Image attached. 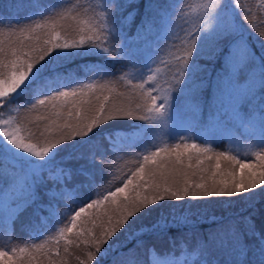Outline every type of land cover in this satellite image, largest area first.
Returning a JSON list of instances; mask_svg holds the SVG:
<instances>
[{
    "label": "snow or ice",
    "instance_id": "1",
    "mask_svg": "<svg viewBox=\"0 0 264 264\" xmlns=\"http://www.w3.org/2000/svg\"><path fill=\"white\" fill-rule=\"evenodd\" d=\"M130 4L131 0H125L124 4L107 0L101 11L87 15L86 19L79 14L70 15L72 8H67L46 16L42 22L19 27L18 31L6 32L0 27V177L4 178L0 185V228H11L22 213L32 208L33 215L39 218L34 231L40 235V229L46 228L49 220L59 217L57 203L83 188H91L109 160L124 151L123 138L146 137L158 124L173 119L174 92L189 97L194 115H199L203 111L201 94L210 89L209 124L242 129L257 149L253 155L258 163L226 152L210 154V146L195 142L156 147L143 155L122 186L90 199L73 212L70 224L60 227L51 237L57 242L55 249L46 248L45 244H33L31 249L0 246V264H69L68 258L72 256L69 245L76 246L78 264H184L185 261L217 264L208 259L216 251L225 253L230 258L229 264H245L250 252L259 255L257 264H264V226L258 229L247 216L243 218V230L235 223L226 225L210 233L195 251L184 252L180 257L160 254L155 245H146L138 238L144 229L140 233L129 231L145 211L152 212L153 206L158 218L147 231H163L189 222L193 214L186 206L189 200L233 197L264 187V55H256L237 22L238 16L247 21L253 10L239 0H206L200 5L202 18L199 25L186 30L183 55L177 58L172 84L163 90L158 84L146 88L150 82L155 83L156 75H149L146 80L141 76L142 82L134 85L139 91L129 97V103L143 101L135 103V110L143 114L133 117L132 110L115 102L116 97L104 94L111 91L105 85L82 82L71 73H62L58 67L69 59L95 57L100 61L98 64L79 68L85 73L109 75L108 62L124 60L133 67L139 63L141 69L151 71L154 56L151 50L161 35L159 6L156 0H146L136 31L129 34L126 29L134 12L119 20L115 13ZM259 7L264 9V0ZM69 20L75 24H67ZM71 32H76L79 39L68 38ZM258 35L264 49V32ZM164 38H168L167 32ZM112 40L119 41L116 55L111 54ZM140 56L143 62L138 61ZM201 57L213 63L214 75L199 63ZM30 88L43 98L30 102L23 117L14 115L16 109L12 105ZM33 111L38 113L34 119ZM126 119L149 124H132V131L106 136L107 144L93 140L101 125ZM35 121H47V130L54 132L42 144L31 143V134L23 135L30 133L29 125ZM77 138L88 144L87 152L61 155L63 148ZM179 139L182 141L184 137ZM69 160L75 164L69 166L66 163ZM212 160L215 163H206ZM221 161L229 162L230 166L222 167ZM20 162L23 163L18 167ZM75 178L81 180L70 184ZM41 187L45 189L46 202L38 193ZM42 211L49 215L42 216ZM78 222L92 227L74 232ZM122 230L135 239L133 246L120 241L118 233ZM69 234L76 239H69ZM61 240L65 245L62 252ZM77 241L85 247L81 248Z\"/></svg>",
    "mask_w": 264,
    "mask_h": 264
},
{
    "label": "trees",
    "instance_id": "2",
    "mask_svg": "<svg viewBox=\"0 0 264 264\" xmlns=\"http://www.w3.org/2000/svg\"><path fill=\"white\" fill-rule=\"evenodd\" d=\"M106 2L107 0H0V21L3 22L0 24V27L6 32L12 30L18 31L19 27L35 23L36 21L42 22L46 16L55 15L57 11L67 8H72L70 15L79 14L80 18L86 19L87 15L101 11L103 4ZM116 2L124 4L125 0H116ZM205 2L206 0H156L159 6L157 20L161 22V35L158 42L153 45L151 51L157 59H165L168 52L184 47L183 38L186 30H192L194 25H199L203 12L200 5ZM239 2L251 8L254 12V15L253 12L249 13L247 21L239 16L237 17V22L243 28V35L247 37L249 44L257 56L264 55V49L260 47L262 37L258 35L259 32H264V12L255 5L257 2H261V0H239ZM145 3L146 0H131L130 5L116 11L117 20L122 16L126 17L129 12H134L131 25L126 29L129 34L135 33L136 25L144 14ZM33 4L37 5V7H33ZM66 23L75 24L71 20L66 21ZM10 24L11 28H9ZM253 25L254 28L252 27ZM166 32L168 33L167 39L164 38ZM68 38L79 39V35L76 32H71ZM118 44V40L110 42L109 46L113 50L111 54H118ZM138 61L143 62V58L141 59L140 56ZM99 62L95 57H77L62 62L58 67L62 73H71L82 82L94 81L97 86L105 85L111 91L104 94L116 97L115 102L125 105L132 110L133 117L142 115L143 113L135 110V103H142L143 101L137 99L135 102L129 103V97L139 91L134 88V85L142 82L139 76L145 69H141L139 63L136 67H133L124 60L109 61L107 65L109 75H104L103 72L85 73L79 68V66L84 64L95 65ZM199 63L207 67L208 73L215 74L213 63L210 60L201 57ZM133 69L138 70L134 76H132ZM176 71L173 73H176ZM204 75H207V73ZM164 78L162 82L163 87H169L172 81L167 77ZM73 86L76 85L73 84ZM145 87L147 88L149 85ZM209 95L210 89H205L200 97L203 111L199 115H194L191 99L174 92V105L177 111L180 115L188 117V123H186L184 130L175 131L171 126L162 128L160 126L158 129L159 133L154 137L151 135L155 134V131L148 133L146 137L136 140L130 137L123 138L121 143L124 145V151L109 160L104 173L97 175L95 184L91 188H83L81 192L75 194L73 197H65L60 200L56 205V212L59 214V217L49 220L47 227L40 229V235H37L34 231L36 225L39 224V218L34 216L33 209L29 208L20 215L11 228H0V246L7 248L13 246L17 248L27 247L31 249L33 244H45L46 248L55 249L57 242L51 237L55 235L60 227L70 224V217L78 207L90 202V199L99 198L109 191H114L116 187L122 186L124 179L131 174V171L135 170L144 154L155 150L156 147H163L165 144L171 146V144L176 142H195L201 144V146H210L212 149V153L210 154L226 152L246 162L258 163L253 155V152L257 149L253 146V141L248 137V134L244 133L242 129H225L209 124L207 107ZM37 98H43V96H36L31 88L26 90L12 105L16 109V112L13 114L23 117L25 115V107H30V102L34 103ZM37 115L36 111L31 113L33 119ZM132 124H145L147 126L149 122L139 119L108 121L106 125H101V128L97 130L93 140H98L101 144H107L106 136L119 131H132L133 129L130 127ZM46 125L47 121H35L29 125L30 133L26 132L23 135L28 136L31 134V143L42 144L46 139L54 135L53 131L47 130ZM180 136H183L184 140L181 141L179 139ZM88 147V144L81 143L80 138H77L63 148L61 155L69 152H87ZM22 163L20 162L18 167ZM66 163L71 166L75 164V161L69 160ZM206 163H215V160ZM221 164L222 167L230 166L227 161H221ZM233 167L238 169V165H234ZM80 180L81 178H75L69 183L75 185ZM3 182L4 178L0 177V185ZM44 191L43 187L38 189L42 200L46 202L47 197L44 196ZM186 206H189L193 213L189 216L188 223L174 225L170 229L163 231L149 232L147 229L158 218L157 209L153 206L152 212L148 213L145 211L143 216L134 221L129 231L140 233L141 229H144L145 231L138 238L143 239L146 245H155L157 252L160 254L172 253L180 257L184 252L195 251L199 243L205 240L210 233H214L226 225L235 223L243 230V218L246 216L251 217L258 229L264 226V187L254 190L253 193H242L233 197H213L208 201L189 200L186 202ZM41 215L48 216L49 214L46 211H42ZM211 217H215V220H212ZM81 227H92V225H80L78 222V227L74 232L79 231ZM94 231H98V229H94ZM118 236L120 241L129 247L133 246L136 242L124 230L118 233ZM69 239L75 240L76 237L73 234H69ZM113 239L115 240L116 238L114 237ZM77 244L81 248L85 247L81 241H77ZM59 245V250L62 252L65 246L64 241H59ZM68 247L70 252H72V256L68 258L69 264H78L75 260V255L77 254L76 246L69 245ZM252 247L255 250L254 243ZM108 259L109 261L111 260V255ZM208 259L216 261L217 264H229L230 260L225 253L220 251L214 252ZM258 259H260L258 254L253 255L250 252L245 264H257ZM184 264H188V262L185 261Z\"/></svg>",
    "mask_w": 264,
    "mask_h": 264
},
{
    "label": "rangeland",
    "instance_id": "3",
    "mask_svg": "<svg viewBox=\"0 0 264 264\" xmlns=\"http://www.w3.org/2000/svg\"><path fill=\"white\" fill-rule=\"evenodd\" d=\"M260 3L261 2L255 3V5L258 6V9H261L259 7ZM261 10H263V12H264V9H261ZM166 55H167V57L165 59H162V60L157 59L154 55L153 56V63L151 64V71L146 70V69L143 70L140 73L141 75L139 76V78H141V76H142L143 80H146L149 75H153L155 73L156 81L154 84L152 82H150L149 86L154 87L156 84H158L160 86L161 90L169 88L168 86L163 87L162 82L165 79L164 77H167L169 80L173 81V78L175 77V73H173V72L177 70V63H178L177 58L183 55V47L178 49V50L168 52ZM142 58H143V56H141V59ZM156 69H159V71L156 72ZM137 72H138V70L133 69V75L132 76H134ZM154 94H156V93H154ZM171 111L173 113V119L168 121L167 123L161 122L160 125L158 124L157 129L155 130V134L151 135L152 137H154L156 134L159 133L158 129L160 128V126H161V128L171 126L175 131H182L185 129L186 123H188V117L185 115H180V113L177 111V108L175 107V105Z\"/></svg>",
    "mask_w": 264,
    "mask_h": 264
}]
</instances>
